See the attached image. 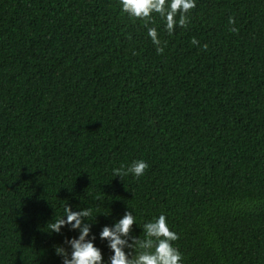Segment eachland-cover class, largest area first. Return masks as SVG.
<instances>
[{
  "label": "trees",
  "instance_id": "1",
  "mask_svg": "<svg viewBox=\"0 0 264 264\" xmlns=\"http://www.w3.org/2000/svg\"><path fill=\"white\" fill-rule=\"evenodd\" d=\"M188 15L169 35L119 0H0V264H63L80 230L47 225L67 204L104 264L127 211L137 238L165 215L181 264H264V0Z\"/></svg>",
  "mask_w": 264,
  "mask_h": 264
},
{
  "label": "clouds",
  "instance_id": "2",
  "mask_svg": "<svg viewBox=\"0 0 264 264\" xmlns=\"http://www.w3.org/2000/svg\"><path fill=\"white\" fill-rule=\"evenodd\" d=\"M122 12L130 17L143 20L145 25L154 22L152 14L157 13L166 22V30L169 35L173 34L177 23L180 27L186 28L189 23V13L196 7V0H119ZM179 16L177 21L176 17ZM235 19L229 18V24L234 25ZM230 32H238L239 29L231 27ZM148 35L158 54H163L161 40L158 38L156 28H148ZM193 45H199V41L192 39ZM207 44L203 48L207 49ZM148 164L143 160L134 161L126 169H113V176L123 178L129 174L136 178L141 177ZM92 215L90 208L82 211H73L67 204L62 218L47 225L51 231L49 233H60L62 227L70 225L73 230L79 229L78 238L66 240L65 243L71 247V253L63 247L56 246L57 255L63 258V264H104L103 254L100 248L96 247L94 241L96 237L91 236ZM66 217V219H65ZM88 221V223H85ZM136 224L133 211H127L114 226H105L100 232V239L108 241V247L114 253L109 259L110 264H181L182 254L178 248L173 246V242L179 239L176 232L170 230L167 218L161 214L154 218L152 222L143 224L144 238L131 235L133 225ZM131 241V242H130ZM125 248L132 249L131 253H126Z\"/></svg>",
  "mask_w": 264,
  "mask_h": 264
}]
</instances>
